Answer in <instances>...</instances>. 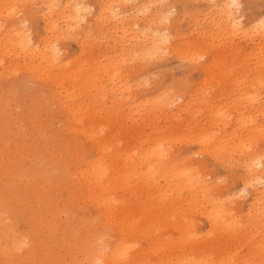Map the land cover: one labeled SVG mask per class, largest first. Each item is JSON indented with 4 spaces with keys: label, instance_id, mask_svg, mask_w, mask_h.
Segmentation results:
<instances>
[{
    "label": "rangeland",
    "instance_id": "rangeland-1",
    "mask_svg": "<svg viewBox=\"0 0 264 264\" xmlns=\"http://www.w3.org/2000/svg\"><path fill=\"white\" fill-rule=\"evenodd\" d=\"M19 1L0 0V36L3 31H6L5 29L9 28L10 19L4 17L3 8L6 7L5 5L10 6L9 3H12V7L15 6L11 9L17 11V18L26 16L25 21H22V27L31 38L43 36L41 12L37 10L32 14H25L31 4L34 7L38 6L39 0H25V2L21 0L20 3ZM77 1H80L81 5L87 3V12L79 23L72 27L74 29L72 32L69 28L67 30V27L73 25L71 23L73 17L66 20L67 17L61 18L63 14L58 11L60 9L58 7L63 6L65 0H51L54 4L56 3L51 11L52 20L55 23L54 31L55 34L57 32V36L61 37L56 42L57 47L60 48L59 63L65 68L73 65L74 60L81 56L82 52L86 58L85 61L88 60L89 63L93 62L92 60H100V55L104 53L110 57L112 54L117 56L125 52L127 48L134 47L131 46L132 43L141 39L139 35L142 32L143 35L147 33L145 35L147 40H151L162 32H166L163 27H167L170 42L176 44L180 52L193 49L194 44H203L207 48V53L204 59L198 58L199 61L207 62L208 65L211 63L212 68L221 63L222 67L225 66V70L227 66L230 70L229 78L224 80L225 90L222 91V84L221 86L217 84L215 87L216 77H209L204 83L203 75L197 66L188 62L186 58L181 59L179 55L163 50L158 53L157 58H151L143 63L139 61V58H130V56L120 61L119 80L116 81L117 83L114 82L116 83L114 88L122 81L123 87L130 82L127 86L129 90L125 88L123 92V96L127 95L129 98L127 100L122 98V101H119L121 107L110 104L114 100L112 95L117 90L108 89L110 81L103 76L104 73H101L100 81L106 86L104 91L106 96L102 93L100 97L101 95L94 90L96 92L94 94L99 95L96 97L91 94L93 93L91 88V90H80L82 96L86 95L85 97L91 100L88 104L90 107L88 106L84 111L96 119L98 130L94 131L99 132L100 139H107L108 154L130 151L135 153L137 149L133 144L138 140L140 143L148 140L149 147L154 145L164 147L172 142L171 149L188 156L192 160L188 164L192 167V173H198V180L190 181L194 188L192 199H185L182 191H178L176 186L170 191L169 188L159 184L147 186L142 179L139 184L143 189L128 187L113 202L114 208L122 209L124 212L123 215L120 213L116 219L126 222L128 232L132 231V235L125 234L121 238L122 244L131 252L129 258L132 257L134 260L138 258V261H131L133 262L131 264H264V165L255 168L257 179L254 177L244 188H242L243 170L239 165L241 149L249 153L256 161L261 160L264 163V75L254 80L253 73H250L255 67V62L264 58V45L257 41V35L252 34L253 24L264 14V0H237L238 6L234 10L236 9V14L241 15L240 30L244 32L247 29L249 37L248 34L244 37L240 31L234 32L233 36V31L230 29H228L229 32H223L226 37L219 32L218 27L223 24L220 10L225 0H155V2L153 0H133L131 2L114 0L113 3L118 1L119 6L116 12L123 11L121 14L126 19L124 23L126 33L123 34L117 29L120 25L114 27L112 19H106V13L101 15L103 21L92 20V15L98 13L99 3L96 0ZM141 3L144 8L141 7ZM161 12L160 16L158 13ZM70 13L66 10L65 14ZM121 14H117L115 18ZM143 16L149 18L145 19ZM134 17L138 19L134 20ZM161 17L163 20L159 19ZM111 30L115 31L111 32ZM113 40L116 42L113 43ZM233 46L235 50H231V56L227 55V47ZM90 48L95 50L94 58L89 57ZM258 50H262V53ZM215 52L220 57L214 63L212 58ZM0 53V58L2 56L0 65H3L0 66V70L3 69L0 71V201L3 203H0V214L15 235L24 236L25 244H23V250L19 252L25 253L34 244L27 238L26 232L38 221L36 217L39 207L36 201L37 196L48 199L49 204L56 206L55 209L59 211L57 215L58 235H65L67 241L77 244L76 240L81 234V228L78 227L76 220L84 215L87 220L86 224L92 232V240L100 235V240L104 241L106 250L109 251L114 241L117 240L112 223L87 205L80 204L77 207L69 204V197L75 195L74 188H72L74 180L69 175L75 162L74 154L79 153L80 157L85 159L86 156L91 157L94 154V149L92 140L86 133L74 134L72 132V130L79 129V126L73 125L68 120L67 112L63 107L68 97L62 96L63 93H57L58 89L54 85L60 80L56 83L52 80L61 73V70L48 73L49 79L48 76L41 77L43 76L41 72L34 76L35 74L29 71L31 69H25L26 66H23L24 62L20 56L14 53L6 55L3 51ZM250 53L251 55L248 56H251V59L246 55ZM13 54L16 59L12 56ZM126 60H130L129 63ZM247 63L249 65L245 66ZM120 77L124 79L121 81ZM250 81L253 84L256 83L255 86H252ZM64 82L60 89L68 92L69 85ZM77 83L85 88L83 81H77ZM189 94L196 98L193 101H182V98H186ZM212 95L219 101L206 99ZM258 95L260 96L257 98ZM117 96L121 97L118 92L115 99L118 98ZM100 98L103 99L100 100ZM145 99L148 100L144 101ZM149 102H154L153 110H150L151 103ZM183 102H188L186 107L188 111L178 109V105ZM74 104L75 102L71 105ZM210 109L216 113L214 118L210 117ZM228 116L237 117L233 128L239 149H236L234 153L219 152V157L215 158L200 151L198 144L194 141L197 136L193 132L184 135L188 136L187 140H177L182 137L179 135L177 125L179 126L184 120L188 122L191 129L200 125L205 133L211 137H218L224 130L223 125L221 122L216 125L211 120L221 117L227 120ZM119 117H122L124 121L122 125L116 124L115 119ZM116 163L114 162L115 166L121 169V162ZM226 163L229 164L226 165ZM151 168L154 169L153 166ZM145 173H147L145 178L161 183L160 179L155 178L153 174L150 175L151 172L144 171ZM121 174L124 176L125 173L121 172ZM214 184L218 185L214 186ZM229 186L231 193L228 192ZM154 192L157 195L151 197ZM251 193L254 194L250 198ZM191 200H194L193 204L190 203ZM213 202L223 211L222 217L217 220L210 217V213L214 212ZM19 203L22 207L18 205ZM74 252L75 249L71 248L70 254L66 253L62 257L63 263L68 264V259L74 256ZM99 264L104 263L99 262ZM107 264H115V262Z\"/></svg>",
    "mask_w": 264,
    "mask_h": 264
},
{
    "label": "bare ground",
    "instance_id": "bare-ground-1",
    "mask_svg": "<svg viewBox=\"0 0 264 264\" xmlns=\"http://www.w3.org/2000/svg\"><path fill=\"white\" fill-rule=\"evenodd\" d=\"M2 1H4V0H2ZM20 1H19V3H20ZM96 1L99 3L98 13L96 12L94 15H92V20L93 21H99V22L103 21L102 20L103 18H101V15L106 13L107 14L106 19H108V20L112 19V21L114 22V24H113L114 27H117L120 25L119 28H117V29H118V31L120 30V32L123 34L126 31V30H124V28H125L124 23H125L126 19L121 14L123 11L116 12V10L119 9V6L117 4L118 1H117V3H113L114 0H96ZM129 1L131 2L133 0H129ZM153 1L155 2V0H153ZM192 1H194V0H192ZM10 2H11V0H10ZM24 2H25V0H24ZM123 2H125V1L123 0ZM148 3H151V2H148ZM9 4H10V6L5 5L6 7H3L4 11H5L4 17L6 16L7 19L9 18L10 23L8 24L9 28L5 29L6 31H3L1 33L0 51L5 52L6 55H7V53H9V54L14 53L15 55L17 54V56H20L24 62L23 66H26L25 69L26 70L31 69L29 71L33 72L35 74L34 75L32 73L34 76H36V74H38V72L39 73L41 72V73H43V76H41L42 74L41 75L39 74L41 77L44 78V76L45 77L48 76L47 78L49 79V75H47L48 73H51L55 70H58V71L61 70V73L57 74L54 78H52V77L51 78L53 81H55V83H56V81L59 82V80H60L59 83H56L57 85L54 83L55 84L54 86L58 89L57 93L58 94L63 93L62 96L64 95V96L68 97V99H66L64 101L65 103L63 104V107L65 108V110L67 112L68 120L70 122H72L73 125L79 126V129L72 130V132L74 134L86 133L92 140V147L94 149V154L91 157L86 156L85 159H82L80 157L79 153L74 154L75 162L72 165V171L69 175L74 180V184H73L72 188H74L75 195L73 197H69V202H70L69 204L70 205L73 204L77 207L80 204L87 205L89 208L91 207L92 210L96 211L99 215L104 216L103 218L105 220H108L110 223H112V226H114L115 232L117 235V240L114 241L113 247L109 251H107L106 250L107 247H106V245H104V241L100 240V235H97L96 238L94 240H92L93 237H92L91 229L88 226V224H86L87 220H86L85 216L81 215L76 220L78 227L81 228L80 229L81 234L79 237H77V240H76L77 244H71L69 241H67L65 235L64 236L58 235L59 221L57 220V218H58L57 215H58L59 211L57 209H55L56 206L53 207L52 205L49 204L48 199L45 200L43 197L37 196V194H36V196H37L36 201L39 205V207L37 208L38 214L36 215V217L38 218V221H37V223H35L34 226H30L26 232L27 238H29L30 242H33L34 244L25 253L19 252L20 250H23V244H25L23 241L24 236L21 234L15 235V233L12 232L10 226L6 223V221H4L5 219L3 220V217L0 214V264H66V263H63L62 257L66 253L70 254L71 248H74L75 252L73 254L74 256L68 259L69 260L68 264H99V262L104 263V264L112 263V262H115V264H127V263L131 264L135 261H138V258H136V260H134L132 257L129 258L131 252L128 249V247L126 248L125 245H123L121 242V238L125 234L132 235V231L130 230L128 232V224H126V222H123L121 219H116V217L120 213L123 215L124 212H122V209L117 210L118 208H114L113 202H115L117 200V198H119L120 193L128 187L133 188V189H135V188L143 189L142 185L139 184L142 181V179H143V182L147 186H151L152 184H154V186H157L159 184L162 187L169 188L170 191H172L171 188H175L174 186H176V188H178L177 189L178 191H180V192L182 191V195L185 196V199H192L194 196L193 192H192L194 188H193V185L190 183V181H192V182L197 181L198 180V173H192V167L188 166V164L191 163L192 160L188 156H184L178 150L171 149V147H173L171 145L172 142L169 143L168 145L164 146V147L162 145H154L152 147H149L148 140H144L142 143H140V140H138V142H135L133 144V146L136 145L135 147L137 149L135 153H132V151H130V152L119 153V154H108V152L106 150L108 147L107 146V139H100L98 137L99 132L94 131L98 127V125L96 124V119L94 117H91L88 112L84 111L85 109L88 108V106H89L88 104H90L91 100L89 98L85 97L86 95L82 96L80 93V90H82V89L87 90V89L91 88V89H93V93L91 92V94L98 92L101 95L100 97H102V93L105 94V96H106V93L104 92L106 90V86H105V84H103V82L100 81L101 80L100 78H102L101 73L102 74L104 73L103 76L107 79V81H110V83H112V84L109 83L112 86H110L108 84V86H109L108 89L113 90L114 85L119 80V78H118L119 65H120L119 63H120V61H124L125 60L124 58H126V56H130V58L131 57L132 58L137 57V58H139V61L141 63H143V62H146L147 60H149L151 58H154V57L157 58L158 53L163 51V50H167L170 53H174L176 55H179L180 56L179 58H181V59L186 58L188 62H190L194 66H197L199 68V70L201 71V74L203 75L202 81L204 80L205 81V82L203 81L204 83H206V81L208 80L209 77H212V78L216 77L215 87L217 86V84L219 86H221V84H222V86H221L222 91L225 90L224 80L226 78H229L228 72L230 70L227 69V68H229V66H227L226 70H225V66L222 67V64L220 63V65H218L217 67L212 68L211 63H210V65H208L207 62L199 61L198 58L204 59L206 57V53H207V48L203 44H201V45L194 44L193 49H191V50L187 49V51L182 50L180 52L177 45L170 42L171 38L169 39V32L167 31V27H163V29L166 30V32L161 31L162 33L159 36L153 37V39H151V40H147V38L145 37V35L147 33H145L143 35L142 34L143 32L141 31L142 33L140 32L141 35H139V36H141V39H139L138 42L132 43L131 46H134V47L127 48V50H125V52L118 54L117 56H119V58H117V56L115 54L114 55L112 54L113 56L111 55V57H110L109 55H105V53H104V54L100 55L101 56L100 60H95V61L92 60L93 62L89 63L88 60L85 61L86 58L84 57L83 52H82V55L80 54L81 56L77 57L74 60L73 65H68L69 67L65 68V67L61 66V64L59 63L60 62V55H59L60 48L57 47L56 42H57V39L61 38V37H60V35L57 36L58 35L57 32L55 34V31H54L55 27L53 26L55 23H53L52 13H51L52 9L56 6L55 5L56 3L54 4V2H51V0H39L38 6L34 7V5L31 4L29 6V8L27 9V12L25 14H32L35 11L39 10L41 12L40 16L43 18L42 32L44 35L40 36V37L36 36L35 38H31L30 35L27 32H25L24 27H22L23 26L22 21H25L26 18H24V17H26V16L23 15V16H19V18H17L16 17L17 11H14L11 9V8H14L15 6L12 7V5H11L12 3H9ZM159 4H160V2L158 1V5ZM86 5H87V3H86ZM86 5H84V4L81 5L80 1H77V0H65L64 5L58 7V8H60L58 10L59 13L63 14V15H61V18L65 19L67 17L66 18V20H67L69 17H73V19L71 21V23H73V25H71V26L69 25L70 27L67 25L68 26V27L66 26L67 30H68V28H69V30H72L73 29L72 27L74 25H77L79 23V21L84 17V15L87 12ZM142 5L143 4L141 3V7L144 8V6H142ZM158 5H156V7ZM165 5H167V4H165ZM149 6H150V4H149ZM167 6H166V8H167ZM237 6H238L237 0H225L224 3H222L221 10H220L221 11L220 16L223 18L222 19L223 24L220 27H218L219 32L220 33H223V32L225 33L226 31L229 32L228 29H230V31H233L232 32L233 36L235 35L234 32L240 31L244 35V37L247 34L249 37V33H247V29H246V31L244 30V32H243V30H240V28H241V20H240L241 15L236 14V12H235L236 9L234 10V8ZM141 7H140V9H141ZM163 7H165V6H163ZM10 10H12V11H10ZM66 10H67V12H71V13L65 14ZM138 11H140V10H138ZM55 13H57V12H55ZM139 13H141V12H139ZM143 13H144V11L142 12V15H143ZM117 14H121V15H118V17L115 18V16ZM158 14L160 15V14H162V12L158 13ZM72 15H74V16H72ZM165 15H167V14H165ZM160 16H158V17H160ZM137 17H134L135 18L134 20H136ZM163 17H164V15H163ZM163 17H161L159 19H162ZM21 18H23V19H21ZM148 18H145V19H148ZM150 20H151V18H150ZM176 20L180 21L178 19H176ZM151 22H152V20H151ZM148 25H152V24L148 23ZM252 28H253L252 34L254 33V35H257L258 36L257 41L260 44L262 43L264 45V14L257 19L256 23L253 24ZM63 29H64V27H63ZM63 29H61V30H63ZM147 29H148V27H147ZM73 30H72V32H73ZM143 30H144V28H143ZM114 31L111 30V32H114ZM47 33H49V34H47ZM250 33H251V30H250ZM60 34H61V32H60ZM223 34H221V35H223ZM65 35H66V33H65ZM227 35H229V34H227ZM116 36H118V35H116ZM135 36H138V35H135ZM154 36H155V34H154ZM201 36H203V34ZM230 36H231V34H230ZM101 37H102V35H101ZM122 37L124 38L123 35H122ZM218 37H220V36H218ZM225 37H226V35H225ZM241 37H242V35H241ZM248 37L246 36V38H248ZM126 38H128V37L126 36ZM126 38H125V40H126ZM129 38H131V37H129ZM211 38H212V36H211ZM227 38H230V37H227ZM251 38L253 39V36ZM63 39H65V38H63ZM135 39H137V38H135ZM81 40H83V39H81ZM85 41H83V42L86 43ZM96 41H97V39H96ZM223 41H226V40H223ZM115 42H116V40L113 43H115ZM213 42H214V40L211 42V44ZM84 43H83V45H84ZM125 43H127V42H125ZM254 43H252V44H254ZM218 44H219V41H218ZM253 48H255V46ZM257 48H258V46H257ZM221 49H222V47H221ZM231 50L234 51L235 47L234 46L233 47H227V51H226L227 55L231 56ZM94 51H95L94 49L90 48L89 57H91V58L95 57L94 53H93ZM253 51H254V49H253ZM258 51L259 52L261 51V53H262V50H258ZM120 52H122V51H120ZM162 53H164V52H162ZM14 54L12 56L15 58ZM246 55L247 56L251 55V53L246 54ZM253 55H254V53H253ZM259 55H260V53H259ZM121 57L123 59H121ZM219 57H220V55H218L217 52H215V56H213V58L212 57L211 58L213 59V62L215 63V61L218 60ZM260 57H261V55H260ZM233 58H234V55H233ZM249 58L251 59V56ZM255 58H257V57H255ZM258 58H259V56H258ZM1 59H2V56L0 58V62H2ZM10 59H11V57H10ZM260 59H262V57ZM129 61H127V62L129 63ZM227 62H228V60H227ZM246 62H248V61L246 60ZM6 65H7V63H6ZM15 65H19V64H15ZM248 65H249V63H247V65H245V66H248ZM230 66H232V65L230 64ZM12 68H14V67L12 66ZM234 68H235V65L233 66V69ZM1 70L3 71V69H1ZM44 71H46V72H44ZM238 71H236V72H238ZM6 73L5 74L2 73V74L6 75ZM8 73H9V71H8ZM231 73H232V71H231ZM250 73H253L252 78L254 80L259 79L261 77V75H264V58H263V60H258L257 62H255V67L252 68V71ZM10 74H11V71H10ZM242 74H243V72H242ZM247 74H249V73L247 72ZM100 75H101V77H100ZM41 77H40V80H41ZM121 77H120V79H121ZM51 78H50V81H51ZM262 78H263V76H262ZM123 79H121V81ZM232 80L235 81V79H232ZM77 81H83V85L85 86V88H83L82 85L78 84ZM248 81H249V79H248ZM262 81H261V83L264 82V81L263 82ZM63 82L66 83V85H69L68 86L69 87L68 92L67 91L63 92L60 89L61 84ZM114 82H116V83L114 84ZM258 82H259V80H258ZM120 83L117 84L114 89L117 90V92L119 93V95L121 97L117 96L118 98L115 99L117 92L114 93L115 95L113 94V92H109V93L113 94V95L112 94L111 95L114 96L113 98L115 100L114 101L113 98H110V100H113L112 103H110V104L119 105L120 102L122 101V98H124V100H127V98H129V96H127V95L123 96V92L125 91V88L127 89V91L129 90L127 88V86L129 85L130 82L126 85V87H123V85H124V84H122L123 81L121 84ZM131 83H133V82H131ZM250 84H252V86L253 85L255 86L256 83L253 84L250 81ZM257 86H258V84L256 85V87ZM258 88H260V87H258ZM132 89H134V88L132 87ZM238 89H239V87H238ZM94 90L96 92H94ZM242 93H243V91H242ZM249 93H251V92H249ZM94 95L96 96V94H94ZM97 96H99V95H97ZM259 96L260 95H258L257 98ZM195 98L193 97V95L189 94L186 98H182V101H193ZM101 99H103V98H100V100ZM158 99H159V97H158ZM206 99H208V101H219L218 99H214V95L208 96ZM146 100H148V99H145L144 101H146ZM168 100H170V99H168ZM251 100L255 101V99L254 100L251 99ZM107 101H108V99H107ZM67 102H69V103L67 104ZM73 102H75V104L71 105ZM166 102H167V100H166ZM166 102H164V103H166ZM149 103H151V102H149ZM238 103H239V101H238ZM158 104L160 105V103H158ZM153 105H154V102L151 103L150 110H153L152 109ZM187 105H188V102H183V104L178 105V109L182 110V111H184V110L188 111V109L186 108ZM234 105H236L235 102H234ZM124 107H126V106H124ZM233 109H235V108H233ZM154 110H155V108H154ZM209 114H210V117H212V118H214V116L216 115L215 111H213L211 109L209 111ZM217 116H219V114ZM115 117H118V115H115ZM240 118L241 117L239 116V120H240ZM115 120H116V124L122 125L124 123L122 117L116 118ZM239 120H238V122H239ZM211 121H212V123H215L216 125L219 124L220 122L222 123V125H223L222 127L224 130L220 136L211 137L208 133L204 132V128H202V126H200V125L196 126L195 129H191V127H189V125H188V122L184 120V121H182V123L179 124V126L177 125L178 130H179V135L182 136L177 140H182V139L187 140L188 136H184V135L187 133L193 132L197 136V138L194 139V141L198 144L199 150L202 152H206V153L214 156L215 158L219 157V152H223L224 154H226L227 152L234 153L236 151V149L238 150L239 148L237 146H239V144L235 141L234 128H233V126L237 122V117L228 116L227 120L224 119L223 117H221V118H217V119L211 120ZM248 124H250L249 121H248ZM238 126H240V125H238ZM227 127H228V129H226ZM242 127H244V126L242 125ZM73 128H75V127H73ZM99 128H100V126H99ZM251 129H253V128H251ZM87 135H86V137H88ZM113 137H114V134H113ZM70 143H71V141H70ZM129 148H131V147H129ZM240 148H241V145H240ZM242 151L243 150L241 149L242 154H241V160H240L239 165L242 167V170H243L244 181L242 182V184H243L242 188H244V186L246 184H249L252 181V179L256 176L255 168L258 166H262V164L264 165V163L261 160L256 161L255 159H253L251 157V155L249 153H247L245 151L242 152ZM112 159H113V161H112ZM117 161L121 162V164H122L121 169L117 168L115 166L114 162L116 163ZM116 164H118V163H116ZM228 164L229 163H226V165H228ZM152 166L154 167V169L151 168ZM144 171H146V172L148 171L149 173L151 172L150 175L153 174L155 176V178L160 179L161 183H156L153 180L145 178L147 173L144 174ZM121 172L125 173L124 176L121 174ZM60 175H61V173H60ZM254 179H257V178L255 177ZM215 185H218V184H214V186ZM242 190H244V189H242ZM228 192L229 193L232 192L230 186L228 188ZM254 193L250 194V198L253 196ZM156 195L157 194L154 192L151 195V197H154ZM193 201L194 200H191L190 203L193 204ZM0 203L3 204L1 201H0ZM18 205L20 207H22V205L20 203ZM212 206H213L214 212L210 213V217L212 219L214 218V220H217L219 217H222L223 211L219 207H216V203H214V202H213ZM131 237H133V236H131ZM126 260H127V262H126ZM117 261H119V262L116 263ZM131 261H133V262H131Z\"/></svg>",
    "mask_w": 264,
    "mask_h": 264
}]
</instances>
